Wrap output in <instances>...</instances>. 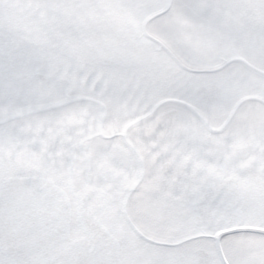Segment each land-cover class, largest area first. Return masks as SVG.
Segmentation results:
<instances>
[{"label": "snow or ice", "instance_id": "1", "mask_svg": "<svg viewBox=\"0 0 264 264\" xmlns=\"http://www.w3.org/2000/svg\"><path fill=\"white\" fill-rule=\"evenodd\" d=\"M0 264H264V0H0Z\"/></svg>", "mask_w": 264, "mask_h": 264}]
</instances>
